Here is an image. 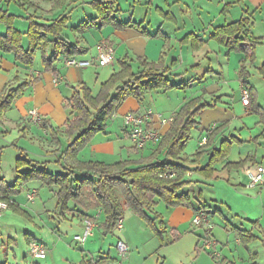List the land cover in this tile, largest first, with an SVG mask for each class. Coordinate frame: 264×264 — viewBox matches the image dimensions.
<instances>
[{
  "label": "crops",
  "instance_id": "1",
  "mask_svg": "<svg viewBox=\"0 0 264 264\" xmlns=\"http://www.w3.org/2000/svg\"><path fill=\"white\" fill-rule=\"evenodd\" d=\"M31 1L38 7L35 16L40 22H49L59 14L68 12L73 8L74 10L70 15V18H72L74 16L72 13L75 11V8L82 5V3H88L86 0L82 2L81 0H78V2L77 0H73L74 3L71 4V6L67 7L64 5L56 10H52V5L54 3L52 0H45L46 3L44 5L38 4L34 0ZM116 1L122 10L118 19L124 21L131 19L134 23L141 24V27L116 29L108 25L99 28L95 23L93 24V22H91V19L96 16V13L90 5H87L86 8L89 9L84 10L85 15L80 19H82L83 22H90L88 27L83 32L78 33L67 31L71 35V41H79L80 45L87 50V53L81 59L95 58L97 55L96 46L102 41L112 44L115 49V60L111 64L113 67L112 73L106 69L109 65L100 68L94 66L92 69L91 67L82 68L67 66V58L64 57H61L54 63V68H56L57 72L55 73L53 71H46L43 67L32 68L27 65L24 66V64L21 65L20 62L16 61L14 53H4L0 50V90L8 83L12 85L23 82L29 83L24 88L23 92L13 101L10 110L11 112L17 113L20 121L17 122L16 125L20 133H24V137H26V134L31 135L35 133V129H38L40 133H46L49 144L47 146L44 144V148L39 149L43 155L48 156L47 159L40 162L45 163L44 167L47 169L53 165L63 167L66 164L63 151L69 139H67L64 134L53 136L51 129L46 131L40 125L31 123L26 119L29 110L36 109L51 127L60 128L64 131L67 121L73 117L67 104L68 99L74 93L71 86L85 83L92 90L91 85L103 84L112 74L118 71V62L124 58L132 59L133 61L136 60V62L133 63L136 67L145 62L158 63L159 60L163 58L164 64L170 67L174 73H182L185 76H189L190 73L196 71L197 74V72L205 66L204 59L214 54L220 55V42L213 39L212 34L216 27L222 25L246 20L248 26L245 36L248 38V43L252 45V42L257 41V44H255V58L258 47L264 45V0ZM122 1L126 3V9L122 7ZM164 12L168 13V16H165ZM85 17H89L87 18L89 20H84ZM27 30L28 29L20 31L26 32ZM3 32L4 31H0V34H3ZM184 39H186L185 42H182ZM25 44L27 45V41H25ZM173 63L175 64L173 65ZM263 67L264 64L259 69L263 74L261 76L264 78V73L262 72ZM245 69L250 75L248 83L256 89L257 98L255 103L261 107V113H254L252 111L254 105L246 106L243 104L241 89L245 86L241 80V82H239L238 92L236 95H231L224 86L220 85V90H218L219 86L217 84L214 85L207 81V77H214L206 76L207 74H205L201 77V83L204 82L205 85H207V90L211 89V85L215 91L222 92V98L220 97V101H215L214 104H210L201 98V103L206 102L213 106L203 109L196 117V120L199 122V125L196 127V129L199 130V143L196 150L193 149L192 152L187 153L188 146H190V142H188L182 154V158L187 161V165L191 169L194 170L197 168L198 166H196V164L201 161L204 156L208 157L206 151H208L209 148L204 150L205 153H203L200 158L195 156L199 151V147L204 144L203 139L206 137L207 132L216 126L223 125L213 145L218 147L222 140H227L231 143V152L228 159L220 163V169L223 167L222 170L224 171H240L244 175L242 182H239L240 185H243V182H245L246 185H244L248 189L258 190V188H260V191L256 193L258 194L256 198L260 200L261 208L257 210L258 212L256 211L253 220H251L253 229L250 230V233L255 239H251L248 243H243L240 237L237 239L235 249H232L231 245L228 243L230 254H220V262H223L222 264H237V261L248 264L247 259L252 261V264H260L262 262V256L264 255V197H262L264 193V188H262V186L264 185L250 188V176L248 174V171L254 170L258 165H263L264 162L258 160L257 155H262V158H264V151L259 152L256 147L257 150L254 155V148H251L248 152H243L239 149L238 160H230L235 146H244L246 142L250 145L255 142L261 149H264V106L263 103L260 102L258 87L251 82L250 70H248L247 67H245ZM210 71L208 70L207 73L210 74ZM57 78H60L59 82L56 81ZM196 79L197 78L189 76L188 82L185 83L183 88L187 89L193 86L192 82ZM233 93H235V91ZM167 94L168 92H149L142 102L134 97L127 98L115 112L117 116L114 117L115 113L112 115L113 119L111 118L112 121L107 126L106 131L93 134L78 152L77 158L84 162L98 161L112 164L130 159L140 160L149 156L158 147L163 137L170 131L172 122L167 125H161L156 116L152 117L148 127L160 130L161 139L155 144H148L144 149L136 150L128 130L123 125V116L128 112L145 113L147 109L152 108L157 113H164L165 117L174 118L183 105L179 104L175 108L178 110H174ZM229 98L232 100V103L227 102ZM235 98L238 100L236 101ZM218 104H220V106H218ZM249 119H253L254 125L248 124V122L251 121ZM0 123H2L1 120ZM239 125L242 126V130L239 132L241 136H237L232 132H227L231 127H234L235 130H239ZM243 133L249 135L248 141L245 139L246 137L243 136ZM219 137L220 141L218 140ZM243 161L248 162L243 168H233L232 170L225 168L227 163H239ZM193 174L194 171L189 175L191 179ZM196 181L197 184L203 182L201 179ZM158 207L159 205H157L154 210L156 211ZM168 211L170 212L168 225H172L171 227H173L174 230H178L183 224L187 225L191 222L193 223V218L197 214L193 210L184 207H171ZM71 214L76 215L74 212ZM91 215L93 216L92 212ZM160 215L161 219H163V227L166 229L168 225L166 224V220H164L165 216L162 213H160ZM102 217L103 211L98 209V214L91 218L94 220L95 224L94 231L97 227L101 228L103 223ZM78 219L80 220L81 226L84 227V220L80 217H78ZM239 230L242 229H238V231ZM256 243L260 244L261 251L255 250L253 253L251 246ZM101 258L103 260L99 264H118L110 253H105Z\"/></svg>",
  "mask_w": 264,
  "mask_h": 264
},
{
  "label": "trees",
  "instance_id": "2",
  "mask_svg": "<svg viewBox=\"0 0 264 264\" xmlns=\"http://www.w3.org/2000/svg\"><path fill=\"white\" fill-rule=\"evenodd\" d=\"M9 1L17 2L21 7L38 10L31 0ZM52 1H54L52 10L64 5L68 7L74 3L73 0ZM87 4L96 13L91 22L99 28L108 25L116 29L141 27V24L134 23L131 19L127 21L118 19L122 10L116 0H92ZM73 10L72 8L68 12L59 14L49 22H40L35 15H31L27 18L29 28L26 32L13 27L14 15L6 16L5 12H0V20L7 24V31L0 34V50L4 53H14L16 61L30 67L34 65L36 55L40 52L44 69L57 73L54 63L61 57L83 58L87 53L79 41H71V35L67 32ZM164 15L168 16V13L164 12ZM89 24L90 22H80L71 27L70 31L71 33L83 32ZM247 26L248 22L241 20L216 27L212 38L227 46L229 50L247 52V56L253 60L257 41L252 42V45L248 43V38L245 36ZM134 62L136 60L121 59L118 62L119 70L101 85L97 95H94L85 83L71 86L74 93L67 104L73 117L67 121L64 131L51 127L45 120L40 125L46 131L51 129L53 136L64 134L69 139L63 151L66 161L63 168L66 172L52 173L44 167L45 163L19 157L16 162L17 176L14 181L9 183L6 178L0 176V193L4 195V198L9 200L13 196L16 197L27 183L38 180L50 188L57 187L55 191L57 208L64 218L72 212L82 219L93 218L91 212L101 209L106 216L105 222L101 225L105 234L113 232L117 227L118 219L129 210L157 230L156 220L161 218V215L154 208L160 202H164L167 207L192 209L197 214L213 212L209 205L195 208L191 202L192 196L188 192H183L185 188L197 183L189 177L191 172L198 171L205 179H212L217 172V165L225 162L231 152V143L227 140H222L218 147L213 145L223 128V125H219L207 132V142L202 144L195 154L200 158L205 153L204 150L209 148L206 151L209 158L205 166H198L193 170L182 158L192 138V131L199 125L196 117L203 109L213 106L206 102L201 103V97L189 100L181 107L171 123L170 131L163 137L158 147L145 158L112 164L98 161L84 162L77 158L78 152L93 134L106 131L108 121L127 98L134 97L142 102L149 92H168L185 86V81L180 83L171 81V77H181L183 74L172 72L171 68L164 64L163 58L158 63L145 62L137 67L133 64ZM262 72L264 73V67ZM240 77L250 93L248 106L254 105L252 111L261 113V107L255 103L256 89L248 83L250 75L245 67ZM28 84V82L19 83L16 86L8 84L0 90L1 115L10 110L13 101ZM135 149L138 148L135 147ZM246 163L248 162L227 163L225 168L239 169ZM80 173H83L84 177L78 178ZM202 195L203 190L200 189L195 197L201 199ZM10 209L26 215L15 200L11 203ZM153 213L156 216H153ZM160 223L163 227L162 221ZM162 233L164 231L159 229V234L162 235ZM245 233L247 234V231L239 230L243 243L255 239L252 234L245 235ZM97 258L83 260L81 264H99V259L102 258L101 256Z\"/></svg>",
  "mask_w": 264,
  "mask_h": 264
},
{
  "label": "rangeland",
  "instance_id": "3",
  "mask_svg": "<svg viewBox=\"0 0 264 264\" xmlns=\"http://www.w3.org/2000/svg\"><path fill=\"white\" fill-rule=\"evenodd\" d=\"M34 1L41 5L46 3L45 0ZM90 1L92 0H86V2ZM87 5L82 3V5L75 8L72 13L74 16L68 24L67 31L70 32L69 29L71 27L80 24L82 21L80 18L85 15L84 10L89 9L86 8ZM121 5L126 9L125 2L122 1ZM2 11L5 12L6 16L14 15L13 27L19 30L28 29L29 21L27 18L36 13L34 8L21 7L17 2L9 0H0V12ZM87 18L89 17H85L84 20L88 21L89 19ZM0 31H4L3 33L7 31V24L2 20H0ZM25 41H27L26 38ZM220 49V55L214 54L204 59L205 66L197 74L196 71L190 73L189 76L197 78L192 82L193 86L187 89L168 91L167 97L174 110H178L175 108L179 104L184 105L186 101L199 96L210 104L220 101L222 92L215 91L211 85V89L207 90V85L204 82L201 83V77L205 74H207L206 76L214 77H207V81L214 85L217 84L219 86L218 90H220L221 85L226 87L229 94L236 95L239 90V82H241L240 73L244 67L250 70L251 82L258 87L260 102L264 106V78L261 76L263 74L259 69L264 64V45L258 47V56L256 54L255 60L247 56V52L229 50L227 46L221 43ZM42 67L44 68L41 54L38 52L32 68ZM89 67L92 69L94 66ZM106 69L109 72L111 71V73L113 71L111 65L106 67ZM208 70L210 74L207 73ZM189 76L183 74L181 77H171V81L174 83L185 81L187 83ZM101 85H91L94 95L100 92ZM234 91L235 93H233ZM235 99L236 101L238 100L237 98ZM227 102L232 103V100L229 98ZM161 114L165 115L164 113ZM112 119L108 121V125ZM0 120L2 121L0 123V175L11 183L17 176V159L22 157L37 162L44 161L48 156L43 155L39 148H44V144L47 146L49 141L46 133H40L38 129L34 130L35 133H32L33 135L26 134V137H24V133H20L16 125L20 121L16 112L8 110L3 115L0 114ZM249 120L251 121L248 124L254 125L253 119ZM238 128L239 130H235L234 127H231L227 132L241 136L239 132L242 130V126L239 125ZM192 136L187 153L192 152L193 149L196 150L199 143V130L194 129ZM243 136L248 141L249 135L243 133ZM218 140L220 141V137ZM256 147L259 152L264 151L255 142L251 145L246 142L244 146H235L230 160H238L239 149L240 151L248 152L251 148H254L255 155ZM257 156L258 160L264 162L262 155ZM207 162L208 157L204 156L196 166L203 167ZM222 168L220 169V164L217 165L218 171L212 179H205L198 171H194L192 179L195 181L201 179L203 182L199 184L193 183L183 191L188 192L192 196L191 202L195 208L205 205L211 206V210L214 213H203L205 218L202 223L197 225L191 222L187 225L183 224L178 230H174L171 227L172 225H168V220L170 219L168 209H171V207H167L164 202H160L156 211L165 216L164 220H166L168 225L166 229L160 223L163 219L158 218L156 220L157 231L154 226L140 219L136 213L129 210L123 216L122 228L116 227L113 232L105 234L102 228L97 227L85 244L74 240L77 234L84 232V227L81 226L78 219L79 216L68 213L66 218H64L57 210V196L55 193L57 187L50 188L38 180H33L23 187L20 194L16 197H11L9 200L0 193V201L5 202L8 206L7 209L0 210V264H81L83 260L98 259L97 256H104L105 253H110L118 264H222L223 262H220V254H230L228 243L232 249L236 248L237 239L240 238L238 229L245 230L247 234H251L250 230L253 229L251 220H253L256 211L261 208V202L256 198L258 195L256 193L260 191V188L258 190L248 189L245 187V182L240 185L239 182H242L244 178L242 172L232 169H230L232 171H224ZM47 170L52 173L66 172L63 167L54 165L48 167ZM77 177L82 178L84 174L80 173ZM200 189L203 190V195L201 199H198L196 197ZM33 192L35 193L34 199L29 200L28 194L33 195ZM262 197H264V193ZM14 200L19 202L26 215L16 213L10 209V205ZM92 214L96 216L98 209L93 210ZM152 215L156 216L155 213ZM102 218L104 223L106 220L104 212ZM86 219L88 218L83 220L85 221ZM92 221L94 223V220ZM159 229L164 231L162 235L159 234ZM255 232L258 233L257 231ZM247 234L245 233V235ZM119 241L124 242L128 247L125 254L121 253L118 247ZM34 243L43 245L47 254L46 259H38L33 256L30 251V245ZM208 243H210L209 248H207ZM213 244H215V248L212 247ZM251 249L253 253L255 250L261 251V246L256 243L251 246ZM99 260L101 262L103 259ZM247 262L252 264L249 259H247ZM237 264L243 263L237 261ZM260 264H264V255Z\"/></svg>",
  "mask_w": 264,
  "mask_h": 264
},
{
  "label": "built area",
  "instance_id": "4",
  "mask_svg": "<svg viewBox=\"0 0 264 264\" xmlns=\"http://www.w3.org/2000/svg\"><path fill=\"white\" fill-rule=\"evenodd\" d=\"M97 55L92 59H81L77 57L66 59L67 66H76V67H89V66H98L105 67L111 65L115 60V49L114 46L106 41H102L97 44ZM57 82L60 81V78H57ZM242 101L245 105H249L250 103V93L246 87H242ZM117 116V113L114 114V117ZM156 116L157 120L161 125H167L173 122V117H165L161 113L155 112L152 108L146 110L145 113H134L128 112L123 116V125L128 130L129 136L132 139L134 146L138 149H144L150 143H157L161 139V132L158 129L148 127L151 118ZM26 119L31 123L36 125H41L44 122V118L41 114L36 110H29ZM207 142V137L203 139V143ZM250 176L249 187H257L264 185V165H258L254 170L248 171ZM35 193L33 195L28 194V199L33 200ZM8 206L5 202L0 201V210L7 209ZM201 215V216H200ZM194 217L193 222L195 224H200L203 222L205 215L203 212ZM95 224L91 219H86L84 221V232L82 234H78L74 237V240L78 243L85 244L92 235ZM118 228L123 227V217L118 219L117 223ZM30 251L33 256L40 259H45L47 257L46 250L43 248V245L40 244H32L30 245ZM118 247L121 253L125 254L128 250L127 245L119 241ZM210 247V243L207 244V248ZM215 248V244L212 245Z\"/></svg>",
  "mask_w": 264,
  "mask_h": 264
}]
</instances>
